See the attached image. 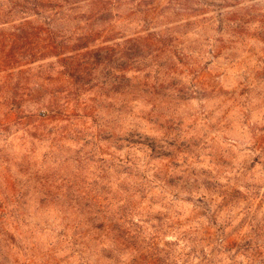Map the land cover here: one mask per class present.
I'll return each instance as SVG.
<instances>
[{
    "label": "rangeland",
    "instance_id": "374dc122",
    "mask_svg": "<svg viewBox=\"0 0 264 264\" xmlns=\"http://www.w3.org/2000/svg\"><path fill=\"white\" fill-rule=\"evenodd\" d=\"M230 10V47L203 76L216 92L174 107L168 131L146 119L167 110L153 106L154 94L124 91L105 102L111 126L165 137L170 151L149 164L165 188L124 214L129 220L117 233H128L132 245L117 247L122 264H264V0ZM19 78L24 86L26 73ZM10 81L0 71V264H99L98 244L112 246L110 231L93 228L101 221L84 206L90 201L70 139L92 121H28L27 104L8 103ZM102 143L139 165L150 159L145 147L118 152L114 140Z\"/></svg>",
    "mask_w": 264,
    "mask_h": 264
},
{
    "label": "trees",
    "instance_id": "16d2710c",
    "mask_svg": "<svg viewBox=\"0 0 264 264\" xmlns=\"http://www.w3.org/2000/svg\"><path fill=\"white\" fill-rule=\"evenodd\" d=\"M244 1L0 0V71L13 79L12 109L19 110V101L27 104L25 117L34 122L92 121L70 139L76 143L72 162L92 204L84 206L101 221L93 228L108 225L110 231L106 239L112 246L99 241L96 263L122 264L117 247L125 240L132 245L128 233H117L129 220L124 214L152 202L149 195L156 187L165 188L156 173L150 174L149 164L170 154L165 137L111 126L108 96L124 91L156 95L160 100L153 106L167 110L149 112L146 119L168 131L177 121L174 107L202 103L216 92L203 76L229 49L230 7ZM241 31L246 33L245 25ZM104 140H114L118 152L145 147L150 159L139 165L128 153L109 152Z\"/></svg>",
    "mask_w": 264,
    "mask_h": 264
}]
</instances>
